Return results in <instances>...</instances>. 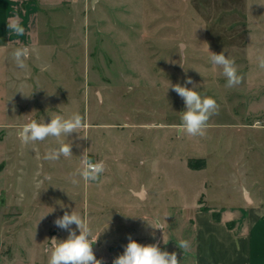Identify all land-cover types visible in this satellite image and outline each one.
<instances>
[{"label":"rangeland","instance_id":"374dc122","mask_svg":"<svg viewBox=\"0 0 264 264\" xmlns=\"http://www.w3.org/2000/svg\"><path fill=\"white\" fill-rule=\"evenodd\" d=\"M97 1L86 0L74 19L63 14L60 30L52 24V33L43 36L52 47L34 52L28 46L25 68L14 56H0V257L48 264L49 240L69 234L54 221L75 211L92 238L97 225L105 231L93 244L104 264L123 253L130 234L144 237L140 244L157 241L161 250L176 252L180 264H192L177 243H189V219L199 199H241L264 168V128L252 126H264V86L256 81L264 34L257 36L259 47L246 43L240 27L247 13L235 0ZM259 6L247 2L252 14ZM208 46L235 60L239 85L226 86ZM188 78L218 105L204 136L178 129L186 108L168 87L192 88L185 85ZM73 113L87 127L66 138L70 158L45 159L58 146L55 138L23 144L18 136L32 119L48 123ZM85 151L105 164L97 182L72 176ZM192 158L206 159V169H190ZM142 189L144 198L134 193ZM71 228L79 234L75 224Z\"/></svg>","mask_w":264,"mask_h":264},{"label":"crops","instance_id":"0c3cea01","mask_svg":"<svg viewBox=\"0 0 264 264\" xmlns=\"http://www.w3.org/2000/svg\"><path fill=\"white\" fill-rule=\"evenodd\" d=\"M97 2L92 0L93 5ZM235 2L241 4L239 8L242 13L243 11L247 13L241 16L246 20L245 26L240 27L242 33L248 35L246 43L259 47L262 39L257 36L264 34V0H235ZM247 2L260 5L259 12L250 13ZM84 4L86 0H0V56L7 54L14 56L17 49L24 48L27 50L26 57H30V47L34 52L41 48L52 47L53 41H46L43 36L52 33V24L58 26L53 30H60L62 15L66 14L67 18L74 19L75 11L81 6L85 8ZM17 18L24 29L23 34L20 35L7 27L8 23ZM260 57L261 54L257 58ZM9 62L8 59L6 63ZM2 68L1 64L0 87L5 83ZM6 71L13 75V70ZM256 81L264 86V69L258 71ZM259 122L256 121L252 126L264 128ZM134 193L141 195V198L146 195L145 189ZM214 202L208 204L202 196L190 216L193 233L190 235V247L187 252L190 262L192 264H264V168L250 186L244 187L241 199L235 200L234 197L228 196L224 199V203L216 204L219 202L217 200ZM95 213L93 220L97 223L98 217L96 218ZM214 213L219 214V221L214 219ZM104 234L105 231L97 225L96 236L102 239ZM126 237L125 243L129 242V238L137 242L144 240V237L137 238L133 234ZM0 241L2 242V238ZM156 244L159 243L156 241ZM9 262L6 263L0 257V264H14L13 261Z\"/></svg>","mask_w":264,"mask_h":264},{"label":"clouds","instance_id":"9594fccd","mask_svg":"<svg viewBox=\"0 0 264 264\" xmlns=\"http://www.w3.org/2000/svg\"><path fill=\"white\" fill-rule=\"evenodd\" d=\"M7 27L17 35L24 32L18 18L8 23ZM208 51L212 65L222 69V75L227 81L226 86L232 88L239 85L242 77L238 75L235 60L225 55L224 51L220 53L210 51L209 46ZM26 55L27 50L24 48L17 49L14 52V58L19 68L23 69L26 67L23 59ZM258 59L259 67L264 69V57ZM188 84L193 87L188 88L179 83H169L168 87V89L171 88L183 99L186 108L182 112V122L178 125V129L181 133H186L189 136H204L206 135L210 117L218 112V105L212 97H202L196 91L198 85L191 78L185 81V85ZM86 127V122L79 113H73L67 118L62 115H56L48 123L32 119L21 127L18 131V136L23 144L44 141L49 137L55 138L58 146L49 149L45 159L59 160L61 157L70 158L73 156L72 144L71 142H66V138L73 133L80 134ZM81 137L87 138V136ZM81 163L82 167L76 173H73L72 176L79 175L86 182L99 181L101 174L105 171L104 162H93L87 157L85 151L81 156ZM72 183H77V180L73 178ZM54 224L61 229L67 230L69 234L64 240H59L56 237H52L49 240L51 249L48 264H104L102 259L96 258L93 251V244L96 243L98 236L92 238L87 222L75 211H72L71 214L67 211L64 212L62 217H58L54 221ZM73 224L79 229L78 235L71 228ZM154 228L162 229L160 227ZM164 243L166 244L165 241ZM177 244L183 252L190 247L189 243L184 240ZM112 264H180V261H178L176 252L170 253L161 250L158 244L144 245L129 238L123 253L114 258Z\"/></svg>","mask_w":264,"mask_h":264},{"label":"trees","instance_id":"16d2710c","mask_svg":"<svg viewBox=\"0 0 264 264\" xmlns=\"http://www.w3.org/2000/svg\"><path fill=\"white\" fill-rule=\"evenodd\" d=\"M188 167L192 170L204 169L206 167V159H204V158H199V159L192 158V159L188 160ZM213 216H214L215 220L219 221L220 216L218 213H214Z\"/></svg>","mask_w":264,"mask_h":264},{"label":"water","instance_id":"95a60500","mask_svg":"<svg viewBox=\"0 0 264 264\" xmlns=\"http://www.w3.org/2000/svg\"><path fill=\"white\" fill-rule=\"evenodd\" d=\"M141 196V195H140Z\"/></svg>","mask_w":264,"mask_h":264}]
</instances>
